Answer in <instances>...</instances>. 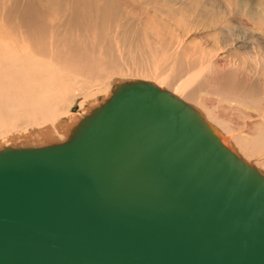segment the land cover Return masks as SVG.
I'll list each match as a JSON object with an SVG mask.
<instances>
[{
  "label": "water",
  "instance_id": "water-1",
  "mask_svg": "<svg viewBox=\"0 0 264 264\" xmlns=\"http://www.w3.org/2000/svg\"><path fill=\"white\" fill-rule=\"evenodd\" d=\"M0 264H264V174L126 81L67 140L0 149Z\"/></svg>",
  "mask_w": 264,
  "mask_h": 264
},
{
  "label": "bare ground",
  "instance_id": "bare-ground-1",
  "mask_svg": "<svg viewBox=\"0 0 264 264\" xmlns=\"http://www.w3.org/2000/svg\"><path fill=\"white\" fill-rule=\"evenodd\" d=\"M207 1L220 7L214 23L200 22L188 32L180 29L169 34L165 23L163 28L154 27L158 21L154 15L147 20L137 11L139 18L132 15L136 22H128L126 30L127 16L124 20L113 16L107 0H74L76 7H70L68 18L52 3V8L47 3L25 7L20 0H6L2 18L18 32L0 29V143L69 138L85 117L80 118L83 111L94 110L89 105L91 97L104 89L100 79L130 71L165 84L194 103L196 107L191 106L225 145L232 150L235 146V152L251 165L252 157L264 165V0H241L243 6L224 7L219 0ZM138 20L152 26L146 28ZM132 25L143 28L134 30ZM216 40L225 43L221 54ZM135 41L139 45L131 48ZM114 84L112 94L118 85ZM208 94L253 105L260 119L247 122L243 135L235 133L224 107L214 108ZM80 97L79 109L70 111V104ZM25 126L34 130L27 132Z\"/></svg>",
  "mask_w": 264,
  "mask_h": 264
},
{
  "label": "rangeland",
  "instance_id": "rangeland-1",
  "mask_svg": "<svg viewBox=\"0 0 264 264\" xmlns=\"http://www.w3.org/2000/svg\"><path fill=\"white\" fill-rule=\"evenodd\" d=\"M20 1L25 2V7H27V5H31V6L35 7V6H38L39 4L42 5V4L47 3L48 8H52L50 6H52V4H53L54 5L53 8L56 7L57 11H59V14L62 16H67V18L69 17L70 7H72V6L76 7L74 0H45V1L44 0H20ZM120 1L121 0H107L108 5L110 4V8L112 7V15L113 16L120 17L121 19L123 18V20L127 16V20H126L127 23L124 25V28L129 27L128 24L129 23L131 24L130 21H132L133 24L136 22V20L134 19V17H132V15L135 16V18L136 17L139 18V15H141L143 19H147V20H150L152 18V15H154L155 20H158V21H156V23H154V24H156V25H154V27H156L158 24V26H160V28H163L162 25H163V23H165V26L167 28V32L169 34L174 32L173 30H178V32H179L180 29H185L184 31L188 32L191 28L195 27L196 25L201 24L200 22H207L208 24H210L211 22L214 23L218 19V16L221 14L219 12L220 7L215 6V8H214V6H212V4H210L207 0H205V1L204 0H122V2H120ZM218 2L222 5V7H224L225 5L243 6L241 0H219ZM49 3H52V4H49ZM5 6H6V0H0V29H3V27H5L7 29V27H9V28L13 29V30H11L12 33L13 32L17 33L18 32L17 28L13 27L11 24H9L10 26L7 25L5 20H4V17L2 18V16H3L2 12L4 11ZM114 6L116 8L117 7H119V8H117V9L115 8L116 9V11H115V9H113ZM132 6H134V7L132 8ZM129 10H131L130 16L127 14ZM136 11L139 13L138 16H136L137 15ZM202 11L206 12V17H204V15H202L203 14ZM131 12H132V14H131ZM121 21H120V23H121ZM143 21L138 20L139 23L144 24ZM139 26L140 27H138L137 25H135V26L132 25V27L135 28L134 30H137V29L141 30L143 28L142 25H139ZM144 26L146 28H149L152 25H151V23H149L148 25L144 24ZM127 28H126V30H127ZM146 28H144L143 30H146ZM171 30H172V32H171ZM161 33H163L162 30H160V34ZM219 40L218 41L216 40L218 42L217 46H219V48H221V49H218L217 53L221 54L223 52L222 51L219 52V51L223 50L225 43L219 42ZM127 44L129 45V43H127ZM137 44L139 45V43L135 41L133 46L132 45L131 46L129 45V46L131 48H134ZM220 45H222V46H220ZM129 64L132 65L133 63L130 62ZM100 80L104 84V89H103V91H100L91 97V100H93V102H91L89 105V108H91V109H95V108L99 107L102 103L105 102V99L109 98V95L112 94L111 91L113 90V88L115 86L114 82L117 83L118 85H120V83L123 84L126 81H137V80L149 81L151 83H155V85L166 89L167 91L178 96L180 99L184 100L185 102L192 105L193 107H196L194 103L185 100L179 93L174 91L171 87H169L165 84H161L158 81L156 82L152 78H148V77L145 78L142 75L137 76L135 73H133V72L131 73L130 71H126L124 73L113 74L109 78H107V76H103ZM100 80H96V81H100ZM72 84H74V83H72ZM76 84L79 86L80 85L85 86V84L83 82H78ZM96 88L97 87L95 86V87H93L92 90L94 91ZM102 96H103V99H100ZM217 97L218 96H216L214 94H208L207 95V98L212 101L211 103H212V106H214V108L216 106L217 110L218 109L220 110L224 107V110L223 109L222 110L224 111V114L227 117L226 120L231 121L232 124H229V123L228 124L231 127H233L232 129L235 131V133L241 132V135H243V132L245 133V131L246 132L248 131V127L246 125L247 122H256L260 119V116L256 115L257 113H255V112H257V111H255V109H253V107H254L253 105L251 107H249L248 104L244 105V104H239L238 102H226V101L222 100L221 98H217ZM81 99L82 98L80 97L78 100L76 99V101L74 103L70 104V111H72L73 107H76L77 110L79 109V103H80ZM246 100H249V99H246ZM220 106H223V107H220ZM262 111H264V110L262 109ZM72 112H74V111H72ZM251 112L254 114H252ZM90 113H91V111H89V112L83 111L82 115H80V118H83L84 116L89 115ZM78 122L79 121H77V123ZM26 128H27L26 126L23 127V129L27 132H31L34 130V129H31V130L29 129L30 130L29 131V130H26ZM30 139H33V138H30ZM30 139L26 140V142H28V144L27 143L26 144H18L21 141H18L16 143L11 142V141L10 142L7 141L8 142L7 143L4 141V143L3 142L0 143V144H2V145H0V147H2V146H7V147L8 146L38 147V146H45V145L53 144V143H60V142L67 140L68 138L64 137L63 139H60L61 141L60 140L59 141L54 140V142L52 141L50 143L40 142L37 144L34 143V140H30ZM233 148H234V151H236L235 146H233ZM252 158L253 159H251V160L255 164V166L257 165V167H259V169L264 172V165H259L258 163H256L255 158L254 157H252ZM263 159H264V157H263Z\"/></svg>",
  "mask_w": 264,
  "mask_h": 264
}]
</instances>
